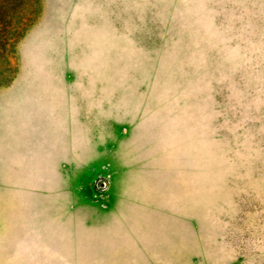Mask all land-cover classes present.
I'll return each mask as SVG.
<instances>
[{
  "label": "rangeland",
  "instance_id": "1",
  "mask_svg": "<svg viewBox=\"0 0 264 264\" xmlns=\"http://www.w3.org/2000/svg\"><path fill=\"white\" fill-rule=\"evenodd\" d=\"M0 264H264V0H0Z\"/></svg>",
  "mask_w": 264,
  "mask_h": 264
}]
</instances>
